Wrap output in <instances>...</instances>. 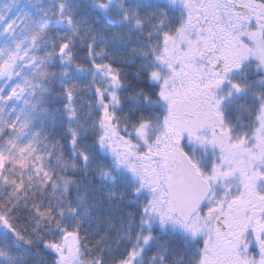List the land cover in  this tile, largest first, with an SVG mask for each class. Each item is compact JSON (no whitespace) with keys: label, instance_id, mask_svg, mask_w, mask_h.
Returning <instances> with one entry per match:
<instances>
[{"label":"snow or ice","instance_id":"snow-or-ice-1","mask_svg":"<svg viewBox=\"0 0 264 264\" xmlns=\"http://www.w3.org/2000/svg\"><path fill=\"white\" fill-rule=\"evenodd\" d=\"M87 6L0 0V264H264V0Z\"/></svg>","mask_w":264,"mask_h":264},{"label":"trees","instance_id":"trees-1","mask_svg":"<svg viewBox=\"0 0 264 264\" xmlns=\"http://www.w3.org/2000/svg\"><path fill=\"white\" fill-rule=\"evenodd\" d=\"M80 3L82 5V10L84 14L88 15L89 20L92 21V9L87 6V0H80ZM94 22V21H93ZM129 75H131V72H129ZM60 117L57 115V126L59 127ZM45 126H48V121H45Z\"/></svg>","mask_w":264,"mask_h":264}]
</instances>
